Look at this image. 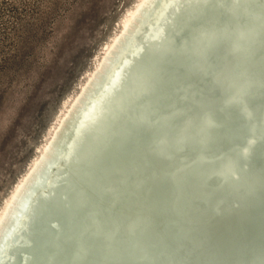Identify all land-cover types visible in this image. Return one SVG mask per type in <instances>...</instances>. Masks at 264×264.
<instances>
[{"label":"bare ground","instance_id":"bare-ground-1","mask_svg":"<svg viewBox=\"0 0 264 264\" xmlns=\"http://www.w3.org/2000/svg\"><path fill=\"white\" fill-rule=\"evenodd\" d=\"M158 1L137 0L128 9L78 91L65 99L3 201L0 246L27 237L20 230L26 196L127 37ZM179 18V48L162 64L169 77L149 95L158 104L145 114L131 110L147 130L134 134L135 150L121 163L146 176L137 207L119 203L113 214L106 209L104 234L95 239L68 226L56 236L51 228L31 225V264H264V0H182ZM118 160L111 152V161ZM104 202L109 208L108 196ZM90 213L88 207L80 213L83 230Z\"/></svg>","mask_w":264,"mask_h":264},{"label":"water","instance_id":"water-1","mask_svg":"<svg viewBox=\"0 0 264 264\" xmlns=\"http://www.w3.org/2000/svg\"><path fill=\"white\" fill-rule=\"evenodd\" d=\"M181 6L182 0H159L147 19L127 37L117 59L88 97V104L77 112L41 182L26 196L27 206L20 230L27 233V237L23 235L22 239L18 237L3 243L0 264H31L34 261L31 248L35 239L31 225L51 228L56 236L63 234V228L68 226L77 236L90 235L95 239L104 234L102 229L107 221L101 213L106 209L111 208L113 214L119 203L133 209L137 207L146 176L141 169L132 171L121 163L129 157L127 151L133 153L135 150L134 134L147 130L131 110H142L145 114L158 104L149 95L152 90L161 88L162 81L169 77L162 64L173 59L179 48L175 38L180 33ZM171 131L172 134L176 132L172 129L167 132ZM157 143L165 145V136ZM146 149L150 154L151 148ZM177 149L182 150L180 145ZM111 152L112 158L119 159L117 162L111 161ZM175 155V152L170 153L171 157ZM141 161L147 166L145 158ZM132 175L137 180H131ZM92 183L98 188H93ZM106 196L109 208L102 203ZM32 207L35 211L31 215ZM87 207L91 213L86 230H83V219L79 216ZM130 233L135 234L134 231ZM115 235L107 237L110 244ZM49 244L63 253L57 242L49 241ZM9 249L12 251L7 253ZM82 253L87 254L88 250L83 249Z\"/></svg>","mask_w":264,"mask_h":264},{"label":"rangeland","instance_id":"rangeland-1","mask_svg":"<svg viewBox=\"0 0 264 264\" xmlns=\"http://www.w3.org/2000/svg\"><path fill=\"white\" fill-rule=\"evenodd\" d=\"M136 1L0 0V210Z\"/></svg>","mask_w":264,"mask_h":264}]
</instances>
